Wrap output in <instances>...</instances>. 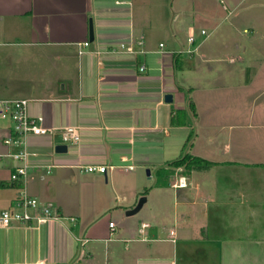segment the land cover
<instances>
[{
    "label": "crops",
    "instance_id": "1",
    "mask_svg": "<svg viewBox=\"0 0 264 264\" xmlns=\"http://www.w3.org/2000/svg\"><path fill=\"white\" fill-rule=\"evenodd\" d=\"M145 1L0 0V98H25L19 86L40 76L28 114L79 133L67 144L57 133L27 137L28 156L41 161H27L24 190L57 217L0 226V264H264V0H189L211 33L200 28L196 43L192 7L186 40L178 29L158 40L164 27L142 14ZM177 108L183 125L169 121ZM9 132L0 121V153L15 149L2 142ZM185 152L217 163L172 167ZM145 168L161 176L150 189L136 183ZM12 170L1 156L0 210L16 208L23 190ZM179 176L185 185H174ZM105 215L119 227L105 228Z\"/></svg>",
    "mask_w": 264,
    "mask_h": 264
},
{
    "label": "built area",
    "instance_id": "2",
    "mask_svg": "<svg viewBox=\"0 0 264 264\" xmlns=\"http://www.w3.org/2000/svg\"><path fill=\"white\" fill-rule=\"evenodd\" d=\"M202 35H206L204 29L200 30ZM187 41L193 42L194 37L190 34ZM141 43V41H138ZM88 41H84L82 45H87ZM121 48L127 53H135L131 45L121 43ZM82 52V50H79ZM179 52H182L180 50ZM187 52H190L187 50ZM140 70L145 68L144 64L139 66ZM0 120H4L9 124L10 132L2 138V142L7 146H13L15 149L6 153H0L1 156H9L13 160V170L10 173V179L16 183H20L18 187H22V192L17 201V207L14 209L0 210V226H9L12 222L27 223L44 222L48 218H55L57 214L51 203H41L38 198L29 195L24 190V184L28 177L27 156L31 151L27 146V137L29 135H46L59 134L62 143H76L79 139L78 126L63 125L53 126L42 123V117L30 116L27 112L26 98H0ZM83 171H101L106 170L105 165L83 164L77 165ZM185 177L179 176L178 181L174 185H185ZM73 218V217H71ZM147 226V223H143ZM109 226L113 227L112 222ZM170 232L173 233L171 230ZM81 240V239H80Z\"/></svg>",
    "mask_w": 264,
    "mask_h": 264
},
{
    "label": "rangeland",
    "instance_id": "3",
    "mask_svg": "<svg viewBox=\"0 0 264 264\" xmlns=\"http://www.w3.org/2000/svg\"><path fill=\"white\" fill-rule=\"evenodd\" d=\"M189 0H146L145 1V5L143 4L142 7V14L146 17H148L150 19L151 22H153V26H159L162 25L164 27V33L161 34L158 37V40H174L173 37V32L176 31V29H178V38H181V40H186V32H184V28L186 26V23L189 21L190 16V10L192 7V10H194L195 12H193L192 18L195 20V22L197 21L198 23H196V30H195V43L197 40H201L202 36L200 34V28H205L206 30H208V33L210 34L207 38H209L211 36V33L209 31V28H206V21L202 20V10H203V6L199 3V4H194L191 2H188ZM208 5L210 7L213 6V4H209ZM187 7V8H186ZM181 11H183V13H180ZM172 12H175V18L174 20H170L169 24L168 21L166 20L167 17L170 18L172 17ZM179 14V17L177 16ZM229 19L233 20V14H231L229 16ZM248 27V26H245ZM242 38H246L248 36H250V32L248 31H242V28H238V32H237ZM154 37L157 36V34L153 35ZM152 36V37H153ZM206 38V37H205ZM40 76H36L35 77V81L33 80V78L31 79V85L27 82L24 81L23 84L21 86H19L20 91H24V97L25 98H30V101L33 102L34 97H37L39 95V90L40 88H38L37 86H40ZM33 86V87H32ZM24 87V88H23ZM32 87V88H31ZM40 91L42 92V89H40ZM42 94V93H41ZM17 96V95H15ZM15 96H11L10 98H20V97H15ZM20 96V95H19ZM5 96H2L1 98H4ZM30 101L28 102V104L30 103ZM2 122H5L4 120H0ZM2 134V133H0ZM55 136H57V134H55ZM27 161L28 163H39L41 161V159L37 156L32 158L31 156H27ZM129 176H133L132 173L128 174ZM160 181L161 176L159 174H156L151 172L150 175L147 174V168L144 169V175L142 176V179H136V183L139 182V185H141L142 187L145 186L146 188L150 189L151 185H153L154 183V178ZM124 177L122 175H119V177H115V180H123ZM151 198V196H150ZM148 201L147 200L145 202V207L148 206ZM123 206L126 205L125 202H122ZM123 206H121V210L123 209ZM145 207H141L140 210L130 216H127L126 218L130 219V218H134V219H139L142 214H144V210ZM124 211L126 209H123ZM100 223L104 224L105 228H108V224L111 221L113 226L115 228H118V224L120 223V218L118 216L112 215V216H108L105 215V217H101L100 219ZM123 221V219H122ZM139 221V220H138ZM114 229V228H113ZM112 229V230H113ZM108 232V230H107ZM89 232L85 234V236H88ZM113 235V232H112ZM103 264L104 262L101 261V258L98 257L96 264ZM105 264V263H104Z\"/></svg>",
    "mask_w": 264,
    "mask_h": 264
},
{
    "label": "trees",
    "instance_id": "4",
    "mask_svg": "<svg viewBox=\"0 0 264 264\" xmlns=\"http://www.w3.org/2000/svg\"><path fill=\"white\" fill-rule=\"evenodd\" d=\"M188 109L195 114V105L191 98L188 100ZM169 121L174 125H183L186 123V110L182 108L173 109L170 112ZM189 138H187L188 141ZM186 141V142H187ZM217 162L205 159L203 157L194 155L189 152H185L181 156L175 158L170 162V165L174 168H181L182 170L200 169L212 166ZM20 183H16L19 186Z\"/></svg>",
    "mask_w": 264,
    "mask_h": 264
},
{
    "label": "water",
    "instance_id": "5",
    "mask_svg": "<svg viewBox=\"0 0 264 264\" xmlns=\"http://www.w3.org/2000/svg\"><path fill=\"white\" fill-rule=\"evenodd\" d=\"M92 37H93V28H92V24L91 22L89 23V39L92 40ZM165 100L166 101H171V94L170 93H167L165 94ZM55 150L57 152H62V151H65L66 150V146L64 144H58L56 147H55ZM145 199L144 196L140 197L137 204L128 210L127 213H132V212H135L141 205L142 201Z\"/></svg>",
    "mask_w": 264,
    "mask_h": 264
}]
</instances>
